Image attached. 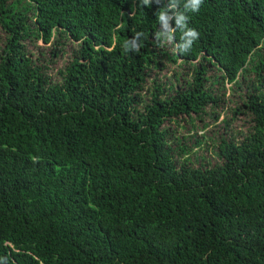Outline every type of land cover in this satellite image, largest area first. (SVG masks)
<instances>
[{"label":"trees","instance_id":"1","mask_svg":"<svg viewBox=\"0 0 264 264\" xmlns=\"http://www.w3.org/2000/svg\"><path fill=\"white\" fill-rule=\"evenodd\" d=\"M0 32V264H264V0H0Z\"/></svg>","mask_w":264,"mask_h":264},{"label":"rangeland","instance_id":"2","mask_svg":"<svg viewBox=\"0 0 264 264\" xmlns=\"http://www.w3.org/2000/svg\"><path fill=\"white\" fill-rule=\"evenodd\" d=\"M1 38H2V34L0 32V39ZM35 43L36 44L34 46H31L30 48L33 49L36 54H38V51H43V52H48L49 51V47L50 46L49 45H45L42 40L35 41ZM1 44L2 43H1V40H0V46H1ZM175 68L176 67L171 66L167 71L162 73L161 77H163L164 75L169 76L175 70ZM225 87H226V90H227L225 96L228 99V96L230 95V92H229L230 85L226 84ZM191 128H193V127L191 126ZM239 129H240V126H238L236 130H239ZM212 130L213 129L211 127V128H209L208 130H206L203 133L199 132V135H202L204 137L205 145H212V141H211ZM191 132H192L191 130H190V133L181 130V134H184V135H191Z\"/></svg>","mask_w":264,"mask_h":264}]
</instances>
